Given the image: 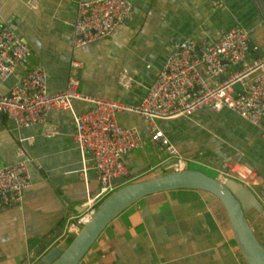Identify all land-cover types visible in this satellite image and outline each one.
<instances>
[{"label":"crops","instance_id":"0c3cea01","mask_svg":"<svg viewBox=\"0 0 264 264\" xmlns=\"http://www.w3.org/2000/svg\"><path fill=\"white\" fill-rule=\"evenodd\" d=\"M131 2V16L115 25L109 36L77 48L70 44L75 0H0V25H14L30 51L23 70L41 66L48 93L61 91L73 73L77 90L129 103L140 100L180 38L201 43L240 26L258 47L250 56L263 54L264 22L254 0H222L216 6L212 0ZM71 61L79 62V67L73 68ZM121 68L132 75L128 89L116 83ZM20 73L18 69L0 79V94L10 90ZM86 107L85 102L72 100L70 108L50 110L45 123L57 129L52 137L40 134L43 124L18 127L2 117L0 166L27 157L30 184L18 203L0 209V264H32L43 251L51 246L62 249L73 236L62 230L66 217L78 214L86 195L97 189L88 153L71 139L73 115ZM116 120L136 128L140 137L139 146L123 155L128 182L155 175L167 155L164 148L149 140L136 113L118 112ZM157 124L188 162L215 171L223 162L243 161L258 174L257 183L249 188L258 194L260 186L264 187V131L260 126L226 108L217 112L201 108L190 116L158 120ZM84 165L88 166L85 177L80 173ZM247 218L256 235L264 233L263 221L255 220L252 213ZM77 264L245 263L218 200L206 191L175 188L146 194L118 212Z\"/></svg>","mask_w":264,"mask_h":264},{"label":"built area","instance_id":"2783aa9c","mask_svg":"<svg viewBox=\"0 0 264 264\" xmlns=\"http://www.w3.org/2000/svg\"><path fill=\"white\" fill-rule=\"evenodd\" d=\"M221 1L212 0L211 3L216 6ZM132 11L131 0H75L71 47L109 36L114 26L127 20ZM257 50L258 47L249 42L247 31L240 26L222 30L213 40L201 43L189 37L178 39L140 100L129 103L77 90V78L73 73L68 74L61 91L48 93L44 69L35 65L23 70L29 48L15 29L2 24L0 79H6L18 69L21 73L10 90L0 94V122L5 117L18 127L40 123L43 124L40 134L52 137L57 129L45 123L50 110L70 108L72 100L87 104L73 115L71 139L82 152L88 153L97 189L86 195L78 214L66 217L63 232L76 233L98 203L128 182L123 155L139 146L140 137L136 128L118 124V112H133L141 118L149 140L164 148L165 160L174 159L168 166L176 171L187 168L188 161L169 143L158 120L187 117L201 108L214 112L226 108L264 131V51L261 56H250L251 51ZM70 65L76 68L80 63L71 61ZM116 83L128 89L133 83L132 75L121 68ZM18 153L21 154V149ZM28 162V158L22 156L0 166V209L21 200L23 190L30 184ZM87 167H82L83 177ZM214 177L217 180L231 178L251 187L257 183L258 174L246 162L236 160L223 162Z\"/></svg>","mask_w":264,"mask_h":264},{"label":"water","instance_id":"95a60500","mask_svg":"<svg viewBox=\"0 0 264 264\" xmlns=\"http://www.w3.org/2000/svg\"><path fill=\"white\" fill-rule=\"evenodd\" d=\"M254 1L264 22V0ZM9 26L14 29V25ZM173 161L170 158L159 163L155 175L151 177L118 186L97 204L88 220L80 225L62 249L51 246L32 264H77L118 212L146 194L175 188L202 190L216 198L225 211L234 243L244 263L264 264V239H258L245 216L249 212L255 220L264 222V187L260 186L257 194L231 178L218 181L200 170L190 168L176 171L168 166Z\"/></svg>","mask_w":264,"mask_h":264},{"label":"rangeland","instance_id":"374dc122","mask_svg":"<svg viewBox=\"0 0 264 264\" xmlns=\"http://www.w3.org/2000/svg\"><path fill=\"white\" fill-rule=\"evenodd\" d=\"M187 168L200 170V171L204 172L205 174L210 175V176H212V177L215 176V175H216V172L220 169V167H219V168H217V169L214 171V170H211V169H209V168H206L205 166H203V165H201V164H198V163L196 164V163H193V162H191V161L187 163ZM147 176H148V175H145V176L142 177L140 180L145 179V177H147ZM137 181H138V180H137ZM248 214H249V212L246 213L245 216L247 217ZM72 235H74V234H72ZM261 235H262V238H261ZM256 236L259 237V238H261V239H264L263 232H261L260 235H256Z\"/></svg>","mask_w":264,"mask_h":264},{"label":"trees","instance_id":"16d2710c","mask_svg":"<svg viewBox=\"0 0 264 264\" xmlns=\"http://www.w3.org/2000/svg\"><path fill=\"white\" fill-rule=\"evenodd\" d=\"M71 238H72V237H70L69 239H66V240H65V243L67 244Z\"/></svg>","mask_w":264,"mask_h":264},{"label":"bare ground","instance_id":"6f19581e","mask_svg":"<svg viewBox=\"0 0 264 264\" xmlns=\"http://www.w3.org/2000/svg\"><path fill=\"white\" fill-rule=\"evenodd\" d=\"M224 179H222V180H218V181H223ZM88 220V218L86 219V221Z\"/></svg>","mask_w":264,"mask_h":264}]
</instances>
